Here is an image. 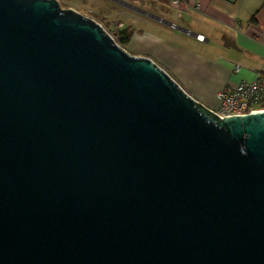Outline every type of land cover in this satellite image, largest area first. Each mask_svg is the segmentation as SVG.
Returning a JSON list of instances; mask_svg holds the SVG:
<instances>
[{"label":"water","instance_id":"obj_1","mask_svg":"<svg viewBox=\"0 0 264 264\" xmlns=\"http://www.w3.org/2000/svg\"><path fill=\"white\" fill-rule=\"evenodd\" d=\"M0 264H264V109L220 117L59 0H0Z\"/></svg>","mask_w":264,"mask_h":264},{"label":"crops","instance_id":"obj_2","mask_svg":"<svg viewBox=\"0 0 264 264\" xmlns=\"http://www.w3.org/2000/svg\"><path fill=\"white\" fill-rule=\"evenodd\" d=\"M118 1L128 5L111 13L116 31L130 33L124 48L153 59L208 108L216 110V93L241 80L259 75L264 85V0H187L199 3L197 10L165 0Z\"/></svg>","mask_w":264,"mask_h":264},{"label":"built area","instance_id":"obj_3","mask_svg":"<svg viewBox=\"0 0 264 264\" xmlns=\"http://www.w3.org/2000/svg\"><path fill=\"white\" fill-rule=\"evenodd\" d=\"M168 2L174 7L184 6L189 9H199V3L191 4L184 0H169ZM169 25L177 28V24L174 22H170ZM187 32L190 31L187 30ZM196 38L203 41L205 37L202 34H197ZM240 68L239 64L235 65V71H239ZM216 97L219 106L214 111L220 117L242 115L264 109V85L261 83L259 75L254 80H241L232 88L219 90Z\"/></svg>","mask_w":264,"mask_h":264},{"label":"rangeland","instance_id":"obj_4","mask_svg":"<svg viewBox=\"0 0 264 264\" xmlns=\"http://www.w3.org/2000/svg\"><path fill=\"white\" fill-rule=\"evenodd\" d=\"M59 2L62 8H73L86 16L94 18L113 36L118 32L115 29L117 22L113 21L115 17L111 15L112 11L122 9L126 12L128 8L127 3L118 0H59ZM102 18L106 21H103Z\"/></svg>","mask_w":264,"mask_h":264},{"label":"trees","instance_id":"obj_5","mask_svg":"<svg viewBox=\"0 0 264 264\" xmlns=\"http://www.w3.org/2000/svg\"><path fill=\"white\" fill-rule=\"evenodd\" d=\"M165 1H169V0H165ZM184 1H187V0H184ZM117 32L118 33L114 34L116 42L122 47H125L129 41L130 33L128 32L127 29H123ZM263 107H264V103H263Z\"/></svg>","mask_w":264,"mask_h":264}]
</instances>
